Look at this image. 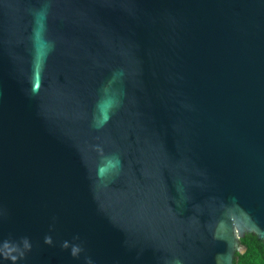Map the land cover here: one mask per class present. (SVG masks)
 Listing matches in <instances>:
<instances>
[{
  "label": "water",
  "instance_id": "water-1",
  "mask_svg": "<svg viewBox=\"0 0 264 264\" xmlns=\"http://www.w3.org/2000/svg\"><path fill=\"white\" fill-rule=\"evenodd\" d=\"M264 241V0H0V264H237Z\"/></svg>",
  "mask_w": 264,
  "mask_h": 264
},
{
  "label": "trees",
  "instance_id": "trees-1",
  "mask_svg": "<svg viewBox=\"0 0 264 264\" xmlns=\"http://www.w3.org/2000/svg\"><path fill=\"white\" fill-rule=\"evenodd\" d=\"M241 244L246 250L237 253V264H264V241L255 232L246 233Z\"/></svg>",
  "mask_w": 264,
  "mask_h": 264
}]
</instances>
